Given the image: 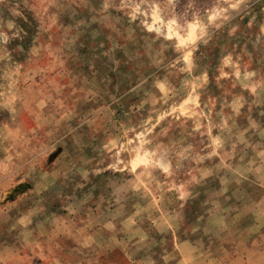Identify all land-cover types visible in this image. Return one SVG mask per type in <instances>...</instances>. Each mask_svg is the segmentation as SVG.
<instances>
[{"label": "rangeland", "instance_id": "rangeland-1", "mask_svg": "<svg viewBox=\"0 0 264 264\" xmlns=\"http://www.w3.org/2000/svg\"><path fill=\"white\" fill-rule=\"evenodd\" d=\"M0 264H264V0H0Z\"/></svg>", "mask_w": 264, "mask_h": 264}]
</instances>
